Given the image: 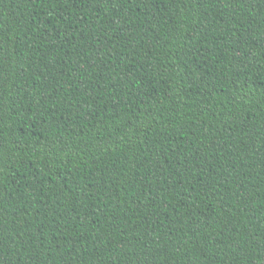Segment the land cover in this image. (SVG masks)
<instances>
[{"label": "trees", "instance_id": "trees-1", "mask_svg": "<svg viewBox=\"0 0 264 264\" xmlns=\"http://www.w3.org/2000/svg\"><path fill=\"white\" fill-rule=\"evenodd\" d=\"M0 264H264V0H0Z\"/></svg>", "mask_w": 264, "mask_h": 264}]
</instances>
